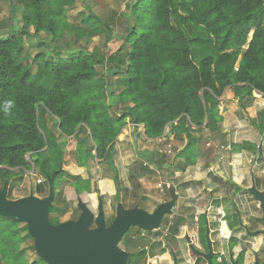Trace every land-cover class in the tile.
Instances as JSON below:
<instances>
[{
  "label": "trees",
  "instance_id": "16d2710c",
  "mask_svg": "<svg viewBox=\"0 0 264 264\" xmlns=\"http://www.w3.org/2000/svg\"><path fill=\"white\" fill-rule=\"evenodd\" d=\"M76 1L13 0L21 6L22 24L0 37V179L3 185L37 168L43 178L53 177L55 191L64 173V146L85 135L74 158L90 178L70 176L65 195L76 206L81 200L94 214L87 194L97 192L95 161L110 157L127 120L143 126L147 140L162 137L167 127L169 134L186 135L189 143L175 157L188 167L197 159L198 143L189 131L205 125L214 131V112L226 88L247 84L249 91L264 94V0H131L114 53L104 56L97 48L88 52L83 47L55 60L59 50L49 41L64 35L94 39L103 30L109 39L113 34L93 12L80 13L81 26L69 23L66 11ZM41 34L48 41L39 39ZM32 37L44 52H24L25 39ZM119 72L121 82L108 92L109 78ZM8 102L12 107L6 115ZM43 193L40 186L37 194ZM50 213L62 210L53 206ZM204 233L199 231L201 241ZM31 240L26 226L0 215L2 264H47L28 260L29 248L23 245ZM234 245L230 238L223 260L214 258L213 264H230ZM242 260L240 254L238 264Z\"/></svg>",
  "mask_w": 264,
  "mask_h": 264
},
{
  "label": "crops",
  "instance_id": "0c3cea01",
  "mask_svg": "<svg viewBox=\"0 0 264 264\" xmlns=\"http://www.w3.org/2000/svg\"><path fill=\"white\" fill-rule=\"evenodd\" d=\"M251 36L252 33L249 39ZM214 118L213 132L206 125L189 131V136L198 141L197 159L191 166L184 167L181 159L175 157L188 145L186 135L169 134L167 127L162 137L147 140L143 126H135L128 120L111 147L110 157L106 161H95L97 192L87 194L89 205L95 211L90 225L92 230L96 229L99 208L103 212L105 228L112 225L116 218L118 192L125 212L139 210L152 217L159 206L173 204L175 208L172 214L163 216L158 230L128 228L115 247V253L124 259V264H152L148 260L153 259V254L142 249L130 254L128 259L132 238L127 240L125 251L119 250L130 229L135 233H157L155 239L161 243L160 255L166 253L165 245L169 247V240L174 243L175 239L179 246V240L184 238L190 254L187 263L200 259L207 264L196 252L208 254V241L212 249L211 263L214 258L221 263L229 239L233 238L231 262L238 264L237 257L243 254L241 264H261L258 253L260 248L264 250V235L249 233L264 231V212L250 191L264 193V94L249 91L247 84L229 86L218 99ZM167 144L171 145L172 155L165 153ZM72 161L68 170L72 176L83 180L90 178L86 167H80L74 157ZM68 186L63 188L64 195ZM55 197L54 191L51 207ZM66 200L72 202L67 197ZM77 208L79 214L75 220L61 222L55 216L56 225L76 222L81 215ZM187 229L191 233L186 234ZM206 229L209 230L208 239ZM200 230H205L204 241L198 236ZM134 237L136 243L139 236ZM244 243H251L253 247L243 248ZM214 249H218V254ZM170 251L172 264H179L175 253Z\"/></svg>",
  "mask_w": 264,
  "mask_h": 264
},
{
  "label": "rangeland",
  "instance_id": "374dc122",
  "mask_svg": "<svg viewBox=\"0 0 264 264\" xmlns=\"http://www.w3.org/2000/svg\"><path fill=\"white\" fill-rule=\"evenodd\" d=\"M131 0H77L75 5L67 8V18L68 22L75 25L81 26L80 23V13L89 14L91 12L95 13L97 16L101 17L112 29L113 34L111 39L107 36L106 31L103 30V33L100 36L94 37V39H83L81 41H76L73 36L64 35L61 39L55 41H49V46L51 48H55L59 51L53 53V58L57 60L59 57H66L69 52H79L83 47H86L87 51L90 52L94 48H97L99 52L108 56L111 53H114L117 48L120 46V38L124 32L123 18H128V6ZM20 8L21 6H17V3L13 4V0H0V37H6L11 34H14L16 30L21 28V18H20ZM46 34H41L39 39L47 40ZM48 41V40H47ZM38 45V38H29L25 39L24 42V52L30 54L31 56L36 55L37 53L44 52L43 48H40ZM50 51V50H49ZM182 53H177L176 57L181 58ZM110 66H107L109 68ZM99 74L102 71V65H99L97 68ZM112 71V68L110 69ZM113 74V73H112ZM122 72H119L117 75L111 76L108 80V92L111 90H115L116 86L119 82H121ZM116 91V90H115ZM85 135H81L80 138L74 141L72 138L68 139L69 142L64 146V159L62 162V170L63 174L58 178L55 184V192L56 197L53 203V206L62 210V213H51L49 215V219L53 220L55 216H57L58 220L64 222L66 220H75L79 214V209L75 204L66 200V197L63 193V188L66 184H70L72 182L69 173V167L73 163L75 146L78 142L83 140ZM90 146V143H87ZM27 161L30 165L31 162L27 157ZM104 170V167H102ZM0 179V190L3 188ZM44 189V193L42 195L37 194L39 187ZM49 186L48 179L43 178L37 168H32L29 171H24L19 174L18 177L13 178L10 182L7 183V201H17L19 199L27 198L29 196H34L38 199H44L48 196ZM114 207V206H112ZM59 214V215H58ZM110 218V217H109ZM21 226H25V224H21ZM192 228V227H191ZM92 228L88 227L85 229V232L91 231ZM160 233V232H159ZM186 234L191 233V230L187 229L185 231ZM129 235L126 236L125 241L119 245L120 251H125V247L127 244V240L132 238L130 245V252L127 253V258L130 259V254H135L139 250H146L153 254V259H149L148 262L152 264H172L171 260V249L173 253H175V258L178 259L179 264H204L200 259L196 262L192 260V263H187L188 259H190V254L185 246L184 238L180 239L179 246H177L176 241L174 239V243L169 240V247L165 245L166 253L160 255L158 251L160 249L161 243H158L155 239L157 238V233H135L134 229H130ZM138 234L139 238L137 242H134V236ZM145 234V235H144ZM161 234V233H160ZM162 237V234H161ZM154 239V242H152ZM135 243V244H133ZM23 247L29 248L28 260L33 261L36 260L38 255L36 254V249L34 245V241L31 240L27 244L23 245ZM243 248L250 249L253 247L251 243L242 244ZM215 253L218 254V249H214ZM178 252V253H177ZM259 258L261 264H264V250L263 247L259 249ZM40 259V258H39ZM217 262H220L218 260ZM2 264V261H0ZM145 264V263H144ZM147 264V262H146Z\"/></svg>",
  "mask_w": 264,
  "mask_h": 264
},
{
  "label": "water",
  "instance_id": "95a60500",
  "mask_svg": "<svg viewBox=\"0 0 264 264\" xmlns=\"http://www.w3.org/2000/svg\"><path fill=\"white\" fill-rule=\"evenodd\" d=\"M48 196L38 199L34 196L7 201V183L0 190V215L22 224H26L28 235L33 239L36 254L47 264H124V259L115 253V247L130 226L143 228L152 232L158 230L165 214H172L173 204L168 207L159 206L152 217L139 210L125 212L121 205L120 193L117 194L116 218L109 228H105L102 209H98L96 229L85 232L93 223L94 214L85 203L78 201L81 215L76 222L69 221L56 226L49 222V208L54 199L53 177L48 179ZM260 203L264 212V193L258 194L250 190ZM264 231L249 233L255 235ZM209 230L206 229V238ZM208 254L203 257L207 264L211 263L212 249L208 241ZM231 264H237L231 262Z\"/></svg>",
  "mask_w": 264,
  "mask_h": 264
},
{
  "label": "clouds",
  "instance_id": "9594fccd",
  "mask_svg": "<svg viewBox=\"0 0 264 264\" xmlns=\"http://www.w3.org/2000/svg\"><path fill=\"white\" fill-rule=\"evenodd\" d=\"M11 107H12V103H11V102H8V103L5 104L3 110H4V113H5L6 115L9 114V111H10Z\"/></svg>",
  "mask_w": 264,
  "mask_h": 264
},
{
  "label": "built area",
  "instance_id": "2783aa9c",
  "mask_svg": "<svg viewBox=\"0 0 264 264\" xmlns=\"http://www.w3.org/2000/svg\"><path fill=\"white\" fill-rule=\"evenodd\" d=\"M207 146H208V144H207ZM165 153L167 154V155H172V148H171V145H169V144H167L166 145V151H165ZM175 209V208H174Z\"/></svg>",
  "mask_w": 264,
  "mask_h": 264
}]
</instances>
